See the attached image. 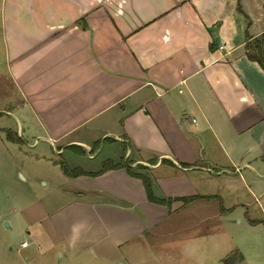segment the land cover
<instances>
[{
  "label": "crops",
  "instance_id": "obj_1",
  "mask_svg": "<svg viewBox=\"0 0 264 264\" xmlns=\"http://www.w3.org/2000/svg\"><path fill=\"white\" fill-rule=\"evenodd\" d=\"M263 33L264 0H0L1 69L19 95L0 97V232L64 246L69 262L122 260L187 208L149 201L134 174L168 199L257 173L264 70L246 43ZM38 148L50 174L25 169ZM106 162L119 167L100 173ZM45 186L56 195L31 202Z\"/></svg>",
  "mask_w": 264,
  "mask_h": 264
},
{
  "label": "rangeland",
  "instance_id": "obj_2",
  "mask_svg": "<svg viewBox=\"0 0 264 264\" xmlns=\"http://www.w3.org/2000/svg\"><path fill=\"white\" fill-rule=\"evenodd\" d=\"M3 60L0 51V97L6 98L3 92H9L18 101L19 95L11 90L1 69ZM41 149L31 150L32 158L27 157L25 169L50 174V164L36 157ZM253 166L257 173L245 169L215 183L207 180L205 194L217 197L195 198L187 208L172 211L169 218L140 238L126 259L109 261L82 254L69 262L67 256L60 255L67 252L64 246H59L58 253L43 240L31 242L27 231L18 234L4 224L0 232V264H264V160ZM51 191L50 186H45L36 197L32 196L31 202L49 200L56 195ZM79 193L82 192H75ZM24 240L31 242L29 248L22 247ZM123 253L128 255L125 250Z\"/></svg>",
  "mask_w": 264,
  "mask_h": 264
},
{
  "label": "trees",
  "instance_id": "obj_3",
  "mask_svg": "<svg viewBox=\"0 0 264 264\" xmlns=\"http://www.w3.org/2000/svg\"><path fill=\"white\" fill-rule=\"evenodd\" d=\"M246 49H247V57L252 61L258 62L259 65L264 70V33L260 37H257L255 39H251V40L249 39L246 43ZM7 138L9 140L14 139L13 133L11 131H7ZM63 167H64L65 172L72 175V176H78V175L86 174L85 172H83L79 169L71 170L65 164L63 165ZM118 167H119V165L110 164V163L106 162V163H104L103 168L100 171V173L105 172L109 169L118 168ZM128 171L131 173L130 170H128ZM134 175L142 179L144 186H145V189H146V192H147L148 199L151 202L158 203V204L170 205L173 201L181 200L184 204H187L196 198V197H185V198H168V199L164 198V199H160V198L156 197L154 192H153L152 182H151L150 178H148L147 176L140 175V174H134ZM207 198H211V196H209Z\"/></svg>",
  "mask_w": 264,
  "mask_h": 264
},
{
  "label": "built area",
  "instance_id": "obj_4",
  "mask_svg": "<svg viewBox=\"0 0 264 264\" xmlns=\"http://www.w3.org/2000/svg\"><path fill=\"white\" fill-rule=\"evenodd\" d=\"M27 244H28V243H27L26 241H24L22 245H23V246H27Z\"/></svg>",
  "mask_w": 264,
  "mask_h": 264
},
{
  "label": "water",
  "instance_id": "obj_5",
  "mask_svg": "<svg viewBox=\"0 0 264 264\" xmlns=\"http://www.w3.org/2000/svg\"><path fill=\"white\" fill-rule=\"evenodd\" d=\"M5 225H6V226H9V223H8V222H5Z\"/></svg>",
  "mask_w": 264,
  "mask_h": 264
}]
</instances>
